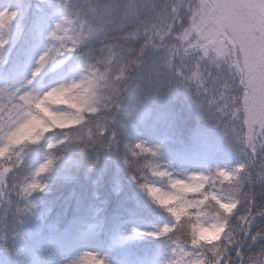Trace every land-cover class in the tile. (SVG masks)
<instances>
[{"label":"clouds","instance_id":"clouds-1","mask_svg":"<svg viewBox=\"0 0 264 264\" xmlns=\"http://www.w3.org/2000/svg\"><path fill=\"white\" fill-rule=\"evenodd\" d=\"M190 2L28 0L37 16L47 15L37 33L42 48L34 66L39 72L34 73L32 78L59 68L66 60L72 59L74 63L67 68L68 78L47 90L37 92L34 84L21 85L24 99L15 108L11 127L26 124L23 135L17 138L20 148L38 145L46 139L49 151L72 142H78L83 151L94 146H116L127 132L134 112L149 111L153 102H160L177 83L182 84L200 111L198 104L211 107L214 113L211 120L220 126L234 148L246 159L230 168L207 167L177 174L163 162L160 150L156 156H133L130 152L127 164L140 187L148 184L166 188L174 195L168 208L175 209L180 219L174 224V231L163 236L170 241L166 261L220 264L223 260V264H264V243H259L264 242V225L256 227L257 218L264 215L256 216L253 223V217L247 214L252 200L257 196L264 197V152L258 158L249 157V145L245 143L244 136L246 129L241 128L240 119L233 117L234 107L227 105L230 89L224 84L230 83L229 77L234 69L226 42L221 43L218 37L211 34L208 24L202 25L203 31L209 33L205 38L201 39L199 33L191 31L187 40L181 38L185 27L182 19ZM196 3L205 9L212 7L211 4H201V0H196ZM48 9H53L52 14H47ZM61 20V28L56 29V23ZM69 20L72 22L69 23ZM52 31H56L54 38L49 35ZM253 34L258 40H264V19ZM209 39L214 42L208 44ZM194 42L196 46L191 47ZM205 44H208L207 56L200 47ZM8 45L9 41L0 42V62L4 64L7 62ZM174 49H179V55L170 64V54ZM218 50L223 54H218ZM158 52H163V57L152 61ZM194 64L200 65L199 76L188 79L186 77L191 74ZM146 66L147 71H142ZM178 70L184 76H178ZM130 91L132 98H128ZM213 92L218 93L217 103L209 106L207 101ZM58 97L62 98L60 102H56ZM39 101H43L48 114L35 107ZM238 116L242 119L243 111ZM225 125L229 130L235 129V134L241 139H234L231 131L226 132ZM141 142L149 148H156L143 140H137L133 145ZM256 143L258 147L264 139ZM48 145L54 147L49 149ZM148 161L150 166H139ZM218 170L232 173L230 179L225 181ZM9 174L4 173L0 166V190L5 193L0 196V205L6 210L26 215L32 211V208L25 210L26 205H31L28 198L32 193L25 198L20 186L31 180V176L19 177L16 183L9 184ZM171 180L185 183L173 189L169 183ZM155 181H162L163 184L158 186ZM188 185L199 190L188 192L185 190ZM47 188L46 184L39 192H45ZM142 189L146 192L145 188ZM6 194H14V198L9 199ZM217 201L233 207V213L220 209ZM254 211L264 212V204L256 206ZM167 213L173 222L175 217ZM18 218L13 216V219ZM246 221L251 224L255 239L249 238ZM249 239L258 243V247L253 249L249 244L245 251L243 247ZM84 254L103 259L92 251H84L75 256L55 258L50 264H75ZM91 264H96V260H91Z\"/></svg>","mask_w":264,"mask_h":264},{"label":"trees","instance_id":"trees-1","mask_svg":"<svg viewBox=\"0 0 264 264\" xmlns=\"http://www.w3.org/2000/svg\"><path fill=\"white\" fill-rule=\"evenodd\" d=\"M4 4L19 12L17 20L5 33L9 41L5 65L16 67L18 72L12 78H0L19 83L25 77L26 62L36 53L35 44L40 43L37 33L47 20V15L37 16L28 0H0V8ZM52 12L53 9L47 10L48 15ZM163 55V52L154 54L152 61L161 59ZM72 63L74 60L69 59L59 68L42 73L36 81L39 90H47L55 80L60 82L67 79V68ZM142 71H147V66ZM132 96L130 91L128 98ZM23 133H16L14 140ZM137 140L165 144L168 166L177 167L195 159L201 169L217 166L230 168L246 159L234 148L220 126L211 119H205L187 90L177 83L163 100L153 102L149 111L132 114L127 132L116 146H94L83 151L78 142H72L49 151L47 139L26 148H20L19 143H15L13 146L17 145L23 160L15 159L12 168L15 170L8 177L9 184L29 175L33 166H38L49 156L55 157V163L50 171L40 177L41 182L48 185L47 190L36 191L28 198L32 206L30 213H14L0 205V248L10 254L22 249L23 246L15 244L16 237L28 240V231H33L37 226L40 231L38 236L45 244L65 235L56 248L57 254L63 257L92 251L102 257L106 264H134L138 258L143 264H149L158 256L167 254L170 245L167 237L128 235L110 248L126 221L132 226L141 224L153 227L172 223L166 210L154 203L133 179V172L125 163L131 156L129 147ZM155 182L158 186L163 184L162 181ZM6 195L9 199L14 198V194ZM255 202L259 207L264 204V197L257 196ZM14 215L19 218L13 219ZM97 217H105L101 234L94 238H79V230L87 228ZM258 219L261 220L256 227L264 225V217ZM29 242H33L32 239ZM249 244L253 249L258 247V243L249 239L243 250L247 251Z\"/></svg>","mask_w":264,"mask_h":264},{"label":"snow or ice","instance_id":"snow-or-ice-1","mask_svg":"<svg viewBox=\"0 0 264 264\" xmlns=\"http://www.w3.org/2000/svg\"><path fill=\"white\" fill-rule=\"evenodd\" d=\"M201 4H211L212 7L205 9L202 6H197L196 0H191L183 15L182 23L185 24V27L181 38L187 40L190 31L199 33L201 39L205 38L209 33L203 31L202 25L208 24L211 34L218 37L221 43L226 42V50H230L231 65L234 69L232 76L229 77L230 83L226 82L224 84L225 88L230 89L227 95V105L234 107V111L232 112L233 117L240 119L241 128L246 129L244 136L246 137L245 143L249 145V157L258 158L261 152H264V143H260L258 147L256 143V141L264 139V40H258L254 36L253 31L261 23V20L264 19V0H201ZM18 16L19 12L17 10H11L7 7L0 10V42H8L5 33L12 27ZM68 22L71 23L72 21L69 20ZM62 23L63 20L58 21L56 23V29H60ZM49 35L53 38L56 37V31L50 32ZM213 42L211 39L208 40V44ZM208 44L200 46L204 49L205 56L208 54ZM190 46L195 47L196 43L194 42ZM184 51L186 52L187 49ZM218 54L222 55L223 53H220L218 50ZM178 55L179 49H174L170 54L169 63L171 64ZM199 70L200 65L194 64L191 74L186 78L194 79L198 77ZM17 72L18 69L16 67L9 68L0 62V77L9 79L14 77ZM38 72L39 69L33 68L30 76L26 78L25 84L28 86L34 84L42 74L36 75V78L33 79V74ZM176 74L178 76H184V73L179 70ZM217 96L218 93L213 92L212 97L207 101L209 106L217 103ZM23 99L24 92L22 86L9 88L0 85V149L4 153L8 152L12 144L20 142L19 139H12L17 131H23L26 128V124H20L15 128L11 127L15 108L18 107V102ZM61 99L58 97L56 102H60ZM220 99H223V97H220ZM35 107L45 114H48V109L43 107V101L37 102ZM198 107L201 108L205 119H213L214 113L211 107H205L204 104H198ZM241 111L244 113L242 119L238 116V113ZM254 125H260V127H254ZM225 129L226 132L231 131L233 138L237 141L241 139L239 135L235 134V129L229 130L227 125H225ZM52 147L54 146L48 145L49 149ZM126 147L128 146L126 145ZM129 151L133 156L144 154L156 156L159 153L158 148H149L143 142L130 146ZM54 163L55 157L49 156L31 171L29 174L31 180L20 186L22 192L25 194V198H27V195L43 190L46 187V183L41 182L40 177L42 174L50 171ZM125 163H128V161L125 160ZM150 163L148 161L139 166L148 167ZM14 170L8 167L3 168L4 173H12ZM152 171H155V168H152ZM218 171L225 181H228L232 175L227 170ZM160 175L163 176L164 173H160ZM169 183L175 189L177 185L185 182L171 180ZM141 187L146 189L147 195L154 203L175 217L172 223L166 224L158 231L147 233V235L163 237L170 234L174 231V224L180 219L175 209L168 208V205L174 199L173 193L166 188L149 186L148 184H142ZM185 190L193 192L199 189L188 185ZM3 195L5 193L0 190V196ZM217 203L220 209L228 213H233V207H229L228 204L219 201ZM31 207V205H26L25 210H30ZM254 209H256L255 199L252 200L251 207L247 210L248 216L253 217V223L255 222L256 216L264 215V212L254 211ZM246 226L249 230V238L255 239V236L252 234L251 224H248L246 221ZM204 231L207 232V229ZM256 235L259 234L256 233ZM93 259L96 260V264H105L103 259H98L96 256L90 258L88 254L79 257L75 264H91V260ZM164 264H179V261L168 260ZM220 264H223V260L220 261Z\"/></svg>","mask_w":264,"mask_h":264},{"label":"rangeland","instance_id":"rangeland-1","mask_svg":"<svg viewBox=\"0 0 264 264\" xmlns=\"http://www.w3.org/2000/svg\"><path fill=\"white\" fill-rule=\"evenodd\" d=\"M7 6V5H6ZM5 6H2L3 9ZM36 47V53L32 58H30L27 61L26 68H25V77L22 81L19 83L17 82H9L6 80H3L0 78V85L7 86L9 88H15L20 87L22 84L25 83L26 78L30 76L31 70L35 66V61L38 58L39 52L42 48L41 43H37L35 45ZM55 83H57V80H55L53 83L49 84L48 88L53 86ZM35 85V91L40 92L39 88L36 85V82H34ZM47 88V89H48ZM23 131L18 130L17 133H23ZM16 135V134H15ZM15 135L13 136V140L15 139ZM156 148H159L161 158L164 160V163H167L166 159V153H167V147L165 144H163L160 141L156 142H150L148 143ZM11 145L7 153H4L2 149H0V166L8 167L12 169L14 167V161L15 159H22L21 158V152L17 151V145L13 146ZM23 160V159H22ZM20 164V163H18ZM198 160H189L187 162H183L177 167L169 166L170 170L173 172L179 174L186 170H202L200 167L197 166ZM169 165V164H166ZM37 166L32 167V171ZM32 208V207H31ZM38 215V214H37ZM36 215V216H37ZM260 220L256 221V225ZM104 226V219L103 218H97L94 219L90 224L89 227L85 230H82L80 233V236L83 235H97L99 233V230L101 227ZM162 225L159 227H153L151 225H135L132 226L129 223H124L119 233L116 235V237L111 242V248L118 245L119 240L122 238L128 237V235H135V236H142L143 238H157L155 236L147 235V233L158 231ZM40 234V231L38 230V227L36 226L33 231H28L29 239H32L33 242H29V239L26 240L23 237H16L15 244L18 246H23L22 249H17L13 253H8L4 248H0V264H50V261H52L55 258L63 257L60 254H57L56 247L58 241H55L53 243L45 244V242L41 241V238L38 236ZM163 237H160V239ZM166 239V238H163ZM170 251V249H169ZM169 251L165 255L158 256L157 259L150 263V264H164L166 261ZM134 264H143L140 261V258L136 261Z\"/></svg>","mask_w":264,"mask_h":264},{"label":"bare ground","instance_id":"bare-ground-1","mask_svg":"<svg viewBox=\"0 0 264 264\" xmlns=\"http://www.w3.org/2000/svg\"><path fill=\"white\" fill-rule=\"evenodd\" d=\"M97 218H103L104 219V222H105V217H97ZM97 218H95V219H97Z\"/></svg>","mask_w":264,"mask_h":264}]
</instances>
